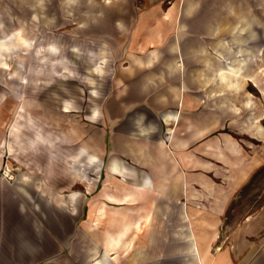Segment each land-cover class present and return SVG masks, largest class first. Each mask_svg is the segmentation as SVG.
Here are the masks:
<instances>
[{
  "label": "crops",
  "instance_id": "obj_1",
  "mask_svg": "<svg viewBox=\"0 0 264 264\" xmlns=\"http://www.w3.org/2000/svg\"><path fill=\"white\" fill-rule=\"evenodd\" d=\"M105 1L116 5L89 11L91 20L86 10L81 22L105 33L99 43L111 55L105 69L91 66L105 73L91 91L104 97L80 115V129L79 109L67 99L53 117L40 113L48 110L41 102L24 104L38 113L23 115L31 134L17 124L5 138L9 119L0 114V170L10 158L20 162L16 180L0 175V264H59L67 249L65 264H264V202L235 226L226 223L234 197L264 165L262 22L239 16L243 32L234 37L231 1ZM35 46L42 66L65 63L76 74L60 53ZM234 62L245 75L227 69ZM57 120H69L60 132L47 125ZM89 125H98L91 135ZM106 157L124 183L106 184L89 204L73 163ZM109 217L117 227L90 235V223Z\"/></svg>",
  "mask_w": 264,
  "mask_h": 264
},
{
  "label": "rangeland",
  "instance_id": "obj_2",
  "mask_svg": "<svg viewBox=\"0 0 264 264\" xmlns=\"http://www.w3.org/2000/svg\"><path fill=\"white\" fill-rule=\"evenodd\" d=\"M230 1L233 4L234 29L228 36L235 37L242 34L243 31L240 26L243 20L238 21L239 16H243L244 21L246 19H258L262 22L259 27H264V0H200V3L211 2V4L215 3L216 6H224ZM118 2L124 6L143 5L142 0H132L131 2L120 0ZM170 2L171 0H169ZM104 5L110 8L114 7L116 3L106 2L105 0H0V24L3 25L0 26L1 38L7 33L21 29L27 38L35 42L37 49L40 47L41 52L46 51L47 44L54 43L59 47L61 57L66 58V64H70L69 66L76 71V74L69 75L62 66L65 63H58L55 67H52V65L42 66L38 56L33 54L34 50H30L32 47L28 50L24 49L25 53H22L14 44L4 48L0 53V60L9 64L7 70L0 68V114L6 115L9 119L8 129L4 131L5 138L8 137V134H13L11 131L13 124L22 125L23 122L26 123L23 115L26 118L34 112L35 116L38 117L36 111L24 110L22 108L24 104L41 102L47 106L48 110H41L40 113L53 117V114H58V107L61 103L66 99L71 100L75 107L79 109L78 112H75L78 117H73V126L80 129L82 117L80 115L90 112L93 105L98 102V98L102 99L104 97V94L96 97L91 91L98 85V82L101 83L100 85L103 84L104 77L102 75L105 73H95L92 71L94 68H91V66L101 63L103 69H105L106 63L108 64L106 55H111V47L109 46L108 51L105 46L100 44L102 41L104 42L105 33L81 28L82 20H88L87 15L83 13L86 10H88V13L89 11H96L98 7ZM91 15L93 14L89 13L88 15L90 20ZM218 16L223 15L219 14ZM92 21L96 20L93 19ZM255 29L258 32L257 26H255ZM262 32L264 34V31ZM76 47L80 52L74 50ZM21 60L22 62H20ZM229 64L232 66L237 65L235 62ZM89 77L94 78L95 83H92ZM104 84L107 85V82H104ZM93 85L95 86L92 87ZM68 122L69 120H57L56 125L49 122H47V125L51 127V130L59 131L58 128L66 127ZM6 123V120L2 121L3 125H6ZM22 128V134L32 133V130L27 129L25 131L24 125H22ZM93 128H98V125L97 127L89 125L90 135L94 132ZM166 136H170V134L168 133ZM76 150L74 145V153ZM10 160L9 163L7 160L5 161L0 170V175L13 181L17 179L20 162L11 158ZM109 160V157H106L103 162L101 160L97 162L89 160L88 167L80 162L73 163L74 174L81 172L84 185L89 187V204L98 202V198H101L100 194L106 184H110V188L114 190L116 186L124 183L123 178L119 179L116 175L109 173ZM78 179L80 178L78 177ZM235 197L227 211V229L238 224L245 216L255 212L264 202V165L254 173L250 181ZM86 218L78 226V241L81 231L87 227ZM111 220L112 218L109 217L103 222L104 225L96 228H93L90 223L87 227L89 233H91L90 235H96L98 231H106L108 227H117V224ZM66 254L71 257V249H67L64 255L58 254L57 261L58 263L61 262L59 264H65Z\"/></svg>",
  "mask_w": 264,
  "mask_h": 264
},
{
  "label": "bare ground",
  "instance_id": "obj_3",
  "mask_svg": "<svg viewBox=\"0 0 264 264\" xmlns=\"http://www.w3.org/2000/svg\"><path fill=\"white\" fill-rule=\"evenodd\" d=\"M11 44H14L15 47H17L18 49H26V50H28V48L30 49L33 46L34 41L29 39V38H27L21 29H16L13 32H10L9 34L7 33L4 37L0 38V53L2 52V50L4 48L10 47ZM39 48L40 47H38L37 51H38V53L42 54L43 52H41V49H39ZM47 48L51 52H55V53H58V54L60 53L59 47L57 45H55L54 43L49 44L47 46ZM0 65H3L4 67H8L9 66V64L6 61H2V60H0ZM227 69L230 70L231 73L236 74L238 76L239 75H245L242 72V68H241L240 63H238L237 65H233V66L231 64H229V65H227ZM98 114H99L98 107L95 106L94 110L92 112V117H96L97 118ZM170 117H171V115L168 114L167 115V119H169ZM15 126H17V124L16 125L13 124V126L11 128V131L13 133H14V130L16 129Z\"/></svg>",
  "mask_w": 264,
  "mask_h": 264
}]
</instances>
